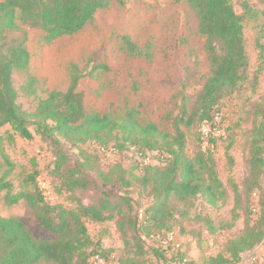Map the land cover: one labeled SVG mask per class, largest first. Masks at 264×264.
I'll use <instances>...</instances> for the list:
<instances>
[{
    "label": "trees",
    "instance_id": "trees-1",
    "mask_svg": "<svg viewBox=\"0 0 264 264\" xmlns=\"http://www.w3.org/2000/svg\"><path fill=\"white\" fill-rule=\"evenodd\" d=\"M113 1L125 5V0H3L0 3V129L10 127L12 132L7 133L12 141L17 135L33 140L30 128L34 127L35 133L54 150L55 159L50 171L54 191L68 195L67 203L48 201L37 181L39 172L36 168L29 176L33 190L23 189L11 194L9 183L0 185V192L7 190V205L25 201L41 226L56 236L44 240L36 238L21 220L0 216V264H91L96 256L107 260L109 255L106 253L110 251L94 241L87 224L114 220L128 250V255L121 259L120 264H145V256L150 251L147 240L153 242L152 256L159 260V264H195L182 243L179 250L170 246L166 251L158 240L162 233L173 232L171 228L176 212L173 203L186 205L202 197L210 206L218 207L228 198L227 188L218 175L214 153L211 149H204L202 133L198 138L200 147L190 158L186 155L185 133L180 125L191 128L198 124L200 129L205 123L214 125L215 114L222 102L236 93L248 79L250 59L244 23L246 18L255 19L258 14H264V10L258 11L250 0H173L185 1L196 13L211 68V76L192 113L188 116L185 107L181 111L178 123L174 125V137L160 131L152 122H141L136 109H130L123 116L88 111L82 94L77 90L80 80L86 75L77 65L70 67L68 89L51 92L39 102L34 113L24 111L17 103L18 92L14 87L13 74L23 72L28 75L24 86L27 95L33 93L35 83L29 75L28 34L18 21L41 30L44 41L51 43L82 31L99 11L108 8ZM238 1L241 3L240 12L237 10ZM14 33L19 36L12 38ZM123 43L132 57L152 59L150 45L140 48L128 37L123 38ZM256 43L263 60L254 78L258 83L264 69V43H260L259 39ZM254 109L255 121L247 142L248 176L244 183L247 197L260 188L264 175V98L262 104L255 105ZM62 140L80 149L81 161L72 163L61 148ZM112 141L116 142L113 147L119 154L135 148L136 170L142 169L143 173L140 177L133 175V170L128 177V171L120 163L108 170L100 169L94 163V155L80 148L88 142L108 148ZM209 142L214 143V137ZM165 148L167 150H163ZM155 155L164 161V166L151 163L141 168V159H151ZM228 158L233 163L230 155ZM91 170L94 175H91ZM99 183L107 186L115 184L124 190L132 187L133 183H140L149 189L153 204L145 209L142 218L133 208V199L126 191L120 196L98 191L96 203L84 204L77 194L96 190ZM232 189L235 205L233 221L225 227L229 229L240 217L239 210L242 209L239 187L233 183ZM182 217H187V213L184 212ZM197 218L205 224L208 232L214 233L212 219L204 216ZM263 241L264 211L255 223L248 215L241 235L228 241L224 251L210 257L208 264H236L244 253L253 251Z\"/></svg>",
    "mask_w": 264,
    "mask_h": 264
},
{
    "label": "rangeland",
    "instance_id": "rangeland-1",
    "mask_svg": "<svg viewBox=\"0 0 264 264\" xmlns=\"http://www.w3.org/2000/svg\"><path fill=\"white\" fill-rule=\"evenodd\" d=\"M250 2L257 6L258 11L264 10V0ZM240 4L238 1L239 12ZM18 24L28 34L26 45L31 57L29 75L35 79L33 93L27 95L24 89L28 81L27 74L15 72L12 78L18 92L17 103L28 113H34L39 102L51 92L66 91L70 85V67L77 65L86 75L80 80L77 90L82 94L88 111L123 116L130 109H136L141 122H152L160 131L174 137V125L178 123L181 111L185 107L188 116L192 113L211 76L205 38L199 33L196 13L185 1L125 0L123 6L113 1L108 8L99 11L82 31L60 37L51 43L44 41L41 30L20 21ZM244 25L250 59L248 79L236 93L222 102L216 112V126L211 127L218 128L216 136L213 135L215 142L204 140V149H211L214 153L218 175L227 188L228 198L218 207L210 206L202 197L186 205L173 203L176 212L171 229L178 234L195 264H208L210 257L224 251L228 241L241 235L248 215L255 223L264 211V175L260 188L252 196L247 197L244 187L248 176L247 142L255 121L254 107L262 104L264 98V69L258 83L254 81L263 63L256 41L259 39L260 43H264V14H258L255 19L246 18ZM18 36V33L11 34L12 38ZM124 37L130 38L140 48L150 45L152 59L132 57L123 43ZM180 128L185 133L186 155L192 158L200 147L198 138L201 129L198 124L191 128L181 124ZM206 129L210 131V127ZM30 130L34 135L33 140H25L17 135L12 141L7 133L11 131L10 127L0 129V185L9 183L11 194L23 189L33 190L29 176L36 168L39 172L37 181L47 200L67 203L68 195L57 194L53 188L50 175L55 159L53 148L35 133L34 127ZM115 144L112 141L108 146ZM97 145L96 142H88L80 148L94 155V163L100 169L108 170L120 163L128 171V177L131 170L137 177L143 174L141 169L136 170L134 152L125 150L122 154H100ZM61 148L73 164L81 161L79 148L72 147L64 140ZM228 155L233 158V163L229 161ZM151 161L153 165H165L156 155L151 157ZM90 173L94 175L93 170ZM233 183L239 187L242 195V209L239 210L240 217L229 229L225 227L233 221ZM98 191H107L113 196H120L126 191L141 218L145 209L153 204L149 189L140 183H133L128 190L115 184L107 186L99 183L98 189L77 195L84 204H91L97 202ZM6 195L7 190L0 192V216L21 220L36 238L44 240L56 237L41 226L25 201L9 206L6 204ZM74 206L75 201L72 202ZM184 212L187 217H182ZM198 216L212 219L214 233L208 232ZM87 227L94 241L110 251L106 253L109 255L108 264H120L121 259L128 255L116 220L101 224L88 223ZM146 245L150 251L145 256V264H159V260L152 256L153 242L147 240ZM236 264H264V241L253 251L244 253Z\"/></svg>",
    "mask_w": 264,
    "mask_h": 264
},
{
    "label": "built area",
    "instance_id": "built-area-1",
    "mask_svg": "<svg viewBox=\"0 0 264 264\" xmlns=\"http://www.w3.org/2000/svg\"><path fill=\"white\" fill-rule=\"evenodd\" d=\"M215 126L216 125H212L211 123H205L203 125L201 129L203 140L208 139L207 141H209V139L213 137V135L216 136L215 132L217 131L218 128L217 127L215 129L211 128V127L214 128ZM206 127H210V131H207ZM97 150L100 154H106V153L115 154L117 152L113 146L108 147V148L97 146ZM131 151L135 152V148H131ZM140 161L142 163V167L147 166L152 163L150 158L141 159ZM158 240L160 241L163 249L166 251H169L170 246H172L174 250H179L182 246L178 234L174 232H170V233L164 232L158 236ZM91 264H108V262L105 258L96 256L92 259Z\"/></svg>",
    "mask_w": 264,
    "mask_h": 264
}]
</instances>
